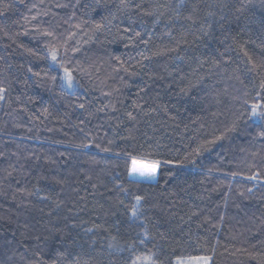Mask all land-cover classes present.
I'll list each match as a JSON object with an SVG mask.
<instances>
[{
	"label": "trees",
	"instance_id": "1",
	"mask_svg": "<svg viewBox=\"0 0 264 264\" xmlns=\"http://www.w3.org/2000/svg\"><path fill=\"white\" fill-rule=\"evenodd\" d=\"M261 83L264 0H0V264H264Z\"/></svg>",
	"mask_w": 264,
	"mask_h": 264
},
{
	"label": "snow or ice",
	"instance_id": "2",
	"mask_svg": "<svg viewBox=\"0 0 264 264\" xmlns=\"http://www.w3.org/2000/svg\"><path fill=\"white\" fill-rule=\"evenodd\" d=\"M98 28L101 26H97ZM51 59L52 61H57V56L55 54V51H53L51 53ZM64 73H65V77L68 81L69 87L71 86L72 83V75L71 72L67 69L64 68ZM53 80H55V77H53ZM260 87L262 89H264V83H261ZM4 90L0 89V93H2ZM3 96L0 95V99H2ZM82 107V105H81ZM260 106L259 105H253L252 106V116H259L262 120H264V112H259L258 108ZM204 147V146H202ZM104 151H109V149H103ZM197 152H199V149L197 150ZM152 153H149V156H151ZM186 163H191V164H195L196 161L194 159H190L189 156H185L183 160H179V161H175V160H171V159H166V160H160V159H149L147 157H138V156H133L131 158V167L129 169L130 174H137L140 177H147L149 179H155L158 175H159V170L161 168L162 164L165 165H170V166H174V167H183ZM233 175H236V173H233ZM247 179L249 180H257L260 179L259 175H253V176H249L247 177ZM126 191V190H125ZM46 198V197H45ZM143 197L141 195H136L134 197V200L136 202V204L131 208V216L133 218H138V216L141 213V207H138L140 205H142V201H143ZM145 235H147V231H145L144 233ZM113 241H115V237L112 238ZM143 242V241H141ZM109 247H117L119 248L118 245L110 243ZM200 261V264H209L210 258L209 257H200L198 258Z\"/></svg>",
	"mask_w": 264,
	"mask_h": 264
},
{
	"label": "rangeland",
	"instance_id": "3",
	"mask_svg": "<svg viewBox=\"0 0 264 264\" xmlns=\"http://www.w3.org/2000/svg\"><path fill=\"white\" fill-rule=\"evenodd\" d=\"M65 77V73L63 74V77H62V85L63 87L68 90V91H73L74 88H75V84L71 83V86L69 87V84H68V81ZM131 178L133 180H137V181H143V182H148V183H153L156 181L157 177L155 179H149L147 177H140L139 175L137 174H130ZM177 264H200V261L198 258H194V259H188V260H183V261H180L178 262ZM209 264H210V261H209Z\"/></svg>",
	"mask_w": 264,
	"mask_h": 264
}]
</instances>
